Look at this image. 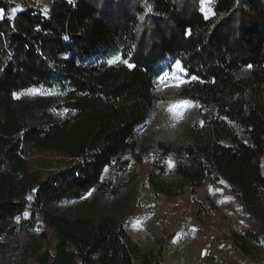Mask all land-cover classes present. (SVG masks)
<instances>
[{"label": "trees", "instance_id": "trees-1", "mask_svg": "<svg viewBox=\"0 0 264 264\" xmlns=\"http://www.w3.org/2000/svg\"><path fill=\"white\" fill-rule=\"evenodd\" d=\"M0 9V237L30 232L41 214L57 242L55 253L37 255L38 264H164L165 240L145 250L113 215L70 218L51 206L95 189L120 192L103 173L116 164L126 169L127 151L140 158L137 129L156 105V79L175 61L188 78L181 94L200 107L186 143L156 144L150 188L179 197L213 177L247 206L264 202V100L248 97L264 93V0H214L208 19L200 0H51L46 14L0 0ZM115 54L133 67L105 62ZM34 86H58L65 95L60 103L16 100ZM34 148L60 151L71 163L47 175L30 169ZM170 153L179 157L174 179ZM30 195L35 210L25 219ZM229 241L246 255V243ZM18 253L0 239V260Z\"/></svg>", "mask_w": 264, "mask_h": 264}, {"label": "rangeland", "instance_id": "rangeland-1", "mask_svg": "<svg viewBox=\"0 0 264 264\" xmlns=\"http://www.w3.org/2000/svg\"><path fill=\"white\" fill-rule=\"evenodd\" d=\"M11 1L20 6L35 5L43 12L46 6L48 13L51 0ZM213 6L214 3L211 7ZM117 55L122 57L121 54H115L105 62L109 63ZM176 62L166 65L160 76L168 72L170 76H180L188 81L182 64L180 63L184 71H179L175 67ZM122 63L117 61L114 64ZM160 76L156 79V105L147 121L137 129L140 158L127 151L122 157V160L129 162L126 169H119L116 164L106 168L103 173V181H110L111 188L120 186V192L111 194L95 189L90 196L81 200L54 203L52 210L70 218L102 213L113 215L119 221L127 223L129 233L145 250L154 247L156 241L165 240L164 264H180L184 258L191 263L210 231L218 234L212 263L264 264V202L258 206H247L231 186L225 182L220 183L221 180L213 177H207L195 189L187 186L184 194L179 197L160 196L150 188L148 175L160 156L156 144L178 147L186 143L194 131L193 120L198 110V107L193 106L184 112L182 119H174L173 114L167 111V106L176 100L189 99L181 94L186 83L180 88L171 83L165 86L160 83ZM64 95L65 91L58 86H34L17 92L15 98L19 102L33 103L53 98L56 103H60ZM248 97L264 100V93L260 96L248 94ZM55 113L64 116L68 112L65 109H55ZM3 115L4 112H0V120ZM26 157L30 169H39L46 175L64 169L71 163L70 156L56 150L34 148ZM169 157L175 162L172 168L168 165ZM178 159L176 153H170L166 159L169 179L176 177ZM33 200L34 196L30 195L25 219L35 210ZM14 224L22 227V220L16 219ZM185 228H189V235ZM236 233L244 236L247 242L236 237ZM232 238L241 244L246 243L248 249L245 256L231 245L229 240ZM0 239L19 248L16 258L2 259L0 264H38L37 255L45 250L55 253L57 242L56 234L45 223L41 214H37L36 224L30 232L21 228L11 238Z\"/></svg>", "mask_w": 264, "mask_h": 264}, {"label": "snow or ice", "instance_id": "snow-or-ice-1", "mask_svg": "<svg viewBox=\"0 0 264 264\" xmlns=\"http://www.w3.org/2000/svg\"><path fill=\"white\" fill-rule=\"evenodd\" d=\"M213 3H214V0H200L201 11L205 14V18L206 19H208L210 16L216 15L214 9L211 7V5ZM13 11H15V9H13ZM44 12H45V14L47 13V7L46 6L44 8ZM3 18H5V10L4 9H0V19H3ZM189 33H190V30H189ZM117 61L123 62L129 68L133 67L132 64L128 63L127 60L122 59V57L119 56V55L115 56L112 60L109 61V63H113L114 64ZM175 67L179 71H184V69L181 67V64H180L179 61L176 62ZM248 67L251 68V65H249ZM191 79L192 80H196L198 78L197 77H192ZM159 80H160V83L162 85L167 86V84L171 83V85L175 86L176 88H180L182 85H184L185 83L188 82V81H186L184 78H182L180 76H170V74L168 72H164L159 77ZM193 106L200 107L199 104H196L191 99H181V100H176V101L170 103L167 106V111L173 114L174 119L180 120V119L183 118L184 112L187 109H189V108H191ZM201 126H203V121H201ZM168 165H169L170 168L175 166V162L171 159V157H169V159H168ZM220 183H224V181H220ZM91 194H92L91 192L88 193L89 196ZM227 199H231V198H227ZM25 215H27V213H25ZM17 219H19V217H17Z\"/></svg>", "mask_w": 264, "mask_h": 264}, {"label": "built area", "instance_id": "built-area-1", "mask_svg": "<svg viewBox=\"0 0 264 264\" xmlns=\"http://www.w3.org/2000/svg\"><path fill=\"white\" fill-rule=\"evenodd\" d=\"M185 232L189 235V228H185ZM217 239L218 234L215 231H210L207 234V237L200 247L197 255L193 258V261L188 263L187 259L184 258L181 260L180 264H214L211 260L214 257L215 251L217 249ZM188 242H190V240H188Z\"/></svg>", "mask_w": 264, "mask_h": 264}, {"label": "water", "instance_id": "water-1", "mask_svg": "<svg viewBox=\"0 0 264 264\" xmlns=\"http://www.w3.org/2000/svg\"><path fill=\"white\" fill-rule=\"evenodd\" d=\"M237 191L239 192V190L237 189Z\"/></svg>", "mask_w": 264, "mask_h": 264}]
</instances>
